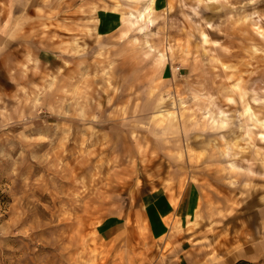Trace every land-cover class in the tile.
<instances>
[{"label":"rangeland","instance_id":"1","mask_svg":"<svg viewBox=\"0 0 264 264\" xmlns=\"http://www.w3.org/2000/svg\"><path fill=\"white\" fill-rule=\"evenodd\" d=\"M0 264H264V0H0Z\"/></svg>","mask_w":264,"mask_h":264}]
</instances>
